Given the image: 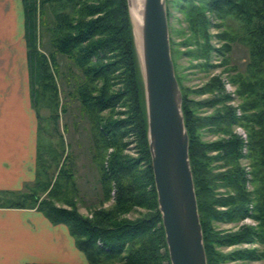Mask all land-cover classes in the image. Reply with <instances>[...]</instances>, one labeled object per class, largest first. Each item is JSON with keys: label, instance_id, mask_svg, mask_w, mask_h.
Wrapping results in <instances>:
<instances>
[{"label": "trees", "instance_id": "16d2710c", "mask_svg": "<svg viewBox=\"0 0 264 264\" xmlns=\"http://www.w3.org/2000/svg\"><path fill=\"white\" fill-rule=\"evenodd\" d=\"M177 1L196 35L194 44L200 47L194 55H209L212 50L208 10L222 18L233 16L240 22L237 35H221L228 41L225 49H231V42L239 41L249 50L245 68L234 76L242 98L241 115L227 103L230 95L222 92L224 84L220 78H213L206 86L207 90H217L218 95L205 102L189 98L188 89L176 72L183 92L208 264L239 258L264 259V248L236 249L227 254L217 249L242 242L264 244V0ZM22 4L32 102L39 120L36 180L25 189L0 190L10 193L0 201V206L37 208L52 222L66 223L90 264L112 260L126 264H171L158 208L147 138L144 81L127 0H22ZM41 26L54 47L49 53L39 47ZM199 37L205 42L201 44ZM57 52L68 55L80 72L72 85V95L80 100L81 110L91 124L93 158L105 198L113 199L109 205L92 209L91 215L80 212L75 200L67 197L71 193L76 196L77 184L73 168L66 162L70 153L64 156L63 134L59 132V149L54 144L45 146L39 138L45 118L42 104L51 109L49 118L56 127L63 110ZM202 106L216 109L201 115L198 108ZM237 123L248 130L250 178L239 161L244 140L233 129ZM203 129L228 136L206 141L202 138ZM131 142L135 155L126 151ZM219 160L220 163H214ZM55 163L56 175L49 170ZM249 179L253 189L248 188ZM220 187L228 191L220 192ZM131 212L136 215L130 216ZM247 216L258 223L244 224L231 232L213 225L215 220L240 221Z\"/></svg>", "mask_w": 264, "mask_h": 264}, {"label": "rangeland", "instance_id": "374dc122", "mask_svg": "<svg viewBox=\"0 0 264 264\" xmlns=\"http://www.w3.org/2000/svg\"><path fill=\"white\" fill-rule=\"evenodd\" d=\"M177 0H168L167 7L169 8V29L171 47L173 50V56L176 64L177 75L181 79V84L188 90V96L192 99L208 101L218 95L217 90L205 89L208 83L215 77L222 80L224 84L223 93L230 95L227 103L236 107L237 113L242 114L240 107L242 98L239 96L237 90L238 85L234 81V76L238 71H243L246 66L249 57V50L247 46L239 41L231 42V49H225L227 44L221 37L224 33L226 36L233 37L237 35V30L240 28V22L233 16L220 17L215 12L206 11V15L209 18L211 24L208 28L210 35L209 43L212 46V50L209 55L201 54L199 56L194 55L195 52L200 50V47L194 44L193 38L194 32L190 29V24L186 16L185 11L179 8ZM4 3H0V12H2L3 19L0 17V58L4 53L9 56L10 59L23 57L24 50L26 48L24 32L22 24L18 23L16 16L11 17L8 20L5 17ZM1 16V15H0ZM21 22V19H20ZM19 24V25H17ZM40 42L39 47L42 50L49 53L54 47L50 44L49 35L47 31L41 26L39 27ZM201 44L204 43V39L199 37ZM222 50V51H220ZM28 52V51H27ZM57 58L59 61V71H57V80L59 84L60 92V118L58 126H54V123L50 120L49 115L51 109L47 106L41 107V113L45 117L42 120V130L39 136L41 142L47 146L48 144H54L57 148H60L59 132L64 136L65 141V153L64 156L70 153L67 159V166L73 168L75 174V180L77 184V194L72 197V193L67 197L74 199L80 212L91 215L92 209L103 205H109L113 199L106 200L105 190L100 181V171L98 165L93 158L94 154V141L92 137L91 124L86 118L85 113L81 110V102L78 98L72 95V85L75 81L76 75H80L77 67L72 62V59L61 52H57ZM20 60V59H19ZM219 107V106H217ZM215 107L202 106L198 108V113L201 115L211 114L215 111ZM234 131H236L244 140L242 146V156L239 161L248 173V178L252 177L251 159L249 154V136L248 130L240 123L233 125ZM39 135V134H38ZM228 136L227 134L219 131L202 130V138L206 141H213L222 137ZM130 139H133L131 136ZM50 146V145H49ZM48 146V147H49ZM134 142H131L126 151L136 154ZM216 153V152H213ZM61 163H63V158ZM51 157V155H50ZM221 161H215L214 163H220ZM52 174L58 173V166L52 164L49 169ZM36 180V178H35ZM30 181L31 182H34ZM28 184L23 188L25 189ZM248 188L253 189V184L248 180ZM17 190V189H16ZM220 192L226 193L227 188H218ZM219 192V193H220ZM46 192L43 193L45 195ZM10 193H0V201L4 197L9 196ZM72 201V200H71ZM64 201H60L65 206L68 204ZM6 207V206H5ZM11 207V206H8ZM222 208V207H221ZM140 211L145 209L138 208ZM131 215H136V212H131ZM54 223V222H53ZM63 223V222H60ZM258 220L247 216L240 221H218L215 220L213 225L216 229L222 231L231 232L238 231L244 224L256 225ZM66 224V223H65ZM258 248L263 249L264 244L259 242H242L231 245L217 246V249L222 253H229L236 249L245 248ZM86 254V253H85ZM87 258V255H86ZM35 264H53L44 262H33ZM59 264V263H58ZM72 264H83L79 261H74ZM85 264H90L88 258ZM103 264H126L123 260H112ZM222 264H264V259H234L222 262Z\"/></svg>", "mask_w": 264, "mask_h": 264}, {"label": "water", "instance_id": "95a60500", "mask_svg": "<svg viewBox=\"0 0 264 264\" xmlns=\"http://www.w3.org/2000/svg\"><path fill=\"white\" fill-rule=\"evenodd\" d=\"M140 3L139 9L136 0H127L144 81L147 138L170 262L208 264L183 92L172 56L167 0Z\"/></svg>", "mask_w": 264, "mask_h": 264}, {"label": "crops", "instance_id": "0c3cea01", "mask_svg": "<svg viewBox=\"0 0 264 264\" xmlns=\"http://www.w3.org/2000/svg\"><path fill=\"white\" fill-rule=\"evenodd\" d=\"M0 3L5 17L15 15L24 32L22 0ZM27 50L26 45L21 58L10 59L6 53L0 58V190L23 189L36 178L39 120L32 102ZM79 260L85 264L86 254L67 224L53 223L37 208L0 206V264Z\"/></svg>", "mask_w": 264, "mask_h": 264}, {"label": "bare ground", "instance_id": "6f19581e", "mask_svg": "<svg viewBox=\"0 0 264 264\" xmlns=\"http://www.w3.org/2000/svg\"><path fill=\"white\" fill-rule=\"evenodd\" d=\"M136 3L138 5V8L140 9L141 8L140 0H136ZM134 23H136L135 20H134ZM135 28H136L137 41H139V35H138V30H137V26L136 25H135Z\"/></svg>", "mask_w": 264, "mask_h": 264}]
</instances>
